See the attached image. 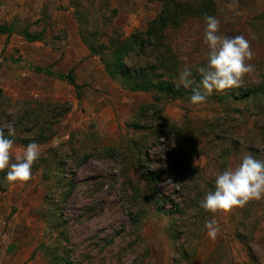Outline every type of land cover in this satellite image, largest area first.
Listing matches in <instances>:
<instances>
[{
    "label": "rangeland",
    "instance_id": "rangeland-1",
    "mask_svg": "<svg viewBox=\"0 0 264 264\" xmlns=\"http://www.w3.org/2000/svg\"><path fill=\"white\" fill-rule=\"evenodd\" d=\"M234 2L214 0L213 16L221 35L250 41L255 71L232 90H252L264 85V0ZM13 8L0 25L42 40L0 35V126L14 121L13 162L32 142L41 155L23 185L0 172L2 235L11 234L15 249L36 246L28 264H194L209 238L205 222L215 218L225 234L232 212L199 206L215 176L245 154L264 160V96L221 100L225 92L214 91L193 105L110 79L87 42L144 31L159 0H24ZM204 28V19L186 20L167 31L165 47L145 54L177 83L185 66L199 83ZM67 74L82 86L79 97L59 78Z\"/></svg>",
    "mask_w": 264,
    "mask_h": 264
},
{
    "label": "clouds",
    "instance_id": "clouds-1",
    "mask_svg": "<svg viewBox=\"0 0 264 264\" xmlns=\"http://www.w3.org/2000/svg\"><path fill=\"white\" fill-rule=\"evenodd\" d=\"M229 7H238L235 0ZM203 43L207 46V63L198 65L195 73L200 77L199 83L194 78L191 67L185 66L179 72L177 87L191 90L190 101L193 105L201 104L216 92L239 88L246 75L255 71L253 60L255 53L251 43L243 35L224 36L220 34V21L205 15ZM7 131V136L5 135ZM16 129L14 121L0 126V172L6 171L9 183L21 185L32 179V167L40 158V146L29 143L22 156L12 159ZM175 147V146H174ZM172 180L168 179L167 183ZM264 199V160L252 154H245L236 166H229L215 176L214 190L207 191L200 202V208L213 215L229 213L236 208H244L249 202ZM207 236L215 240L220 227L215 218L207 220L204 225Z\"/></svg>",
    "mask_w": 264,
    "mask_h": 264
},
{
    "label": "trees",
    "instance_id": "trees-1",
    "mask_svg": "<svg viewBox=\"0 0 264 264\" xmlns=\"http://www.w3.org/2000/svg\"><path fill=\"white\" fill-rule=\"evenodd\" d=\"M162 3L160 13L151 20L144 31L131 35L128 39L109 45L89 43L87 45L94 55H98L110 79L117 81L120 86L130 92L154 93L158 96H167L170 99L184 98L190 100L191 90L177 87V79L171 74L166 75L168 67L157 66L158 60L151 62L146 51H155L166 46L167 31L180 28L189 19H204L205 15L215 14L214 0H200L199 3H179L175 0H159ZM20 31L28 42L42 40L39 34L35 35L28 30H19L14 24L0 25V35H12ZM161 69V70H160ZM60 79L69 80L80 96L81 85L77 84L70 75H61ZM221 100L234 99L245 102H256L264 96V85L252 90H225Z\"/></svg>",
    "mask_w": 264,
    "mask_h": 264
},
{
    "label": "crops",
    "instance_id": "crops-1",
    "mask_svg": "<svg viewBox=\"0 0 264 264\" xmlns=\"http://www.w3.org/2000/svg\"><path fill=\"white\" fill-rule=\"evenodd\" d=\"M19 1L24 0H0V17H6L11 9L15 11L13 6ZM234 210L222 223L227 232L219 234L215 240L208 238L194 264H264V199ZM12 241L11 234L3 236L0 232V264H28L36 246L19 245L15 249ZM250 249L256 254L257 262L251 260Z\"/></svg>",
    "mask_w": 264,
    "mask_h": 264
}]
</instances>
